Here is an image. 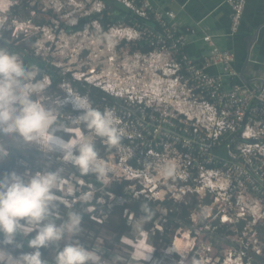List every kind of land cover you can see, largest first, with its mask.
<instances>
[{
    "label": "built area",
    "instance_id": "built-area-1",
    "mask_svg": "<svg viewBox=\"0 0 264 264\" xmlns=\"http://www.w3.org/2000/svg\"><path fill=\"white\" fill-rule=\"evenodd\" d=\"M115 1L132 12L130 19L124 14L105 31L99 19L93 20L89 26L94 25L106 35L135 43L139 55L162 59L168 67L167 70L149 71L148 80L143 77L144 85L151 90V94L138 96L134 91L123 93L116 85H98L121 99L120 103L106 110L113 113L126 110L131 121H143V126L155 121L162 129L160 132L153 125L148 130L140 129L137 137L122 134L129 143L120 144L117 149L131 148L135 139L140 140L138 137L148 135L150 143L145 150L147 155L150 151L159 159L165 156L167 150L178 155L173 162L175 174L172 177L175 183L165 189L163 198H153L147 193H158L162 190L158 181L171 177L158 168L154 174L153 164L138 162L133 152L122 158L130 174L128 180L143 178L145 183L141 184L140 189L135 186L136 191L160 203L167 200L185 203L192 195L199 198L201 208L221 202L216 212L213 208L199 222L197 212L201 210L194 209L190 214L194 226L201 231L209 230L217 234L223 225H232L228 230L240 236L241 241L239 244L233 243L230 260L254 264L256 255H264V239L257 228L264 221L263 208L246 206L235 212L233 206L249 201L264 203V77L243 78L235 65L236 54L232 49L222 48L211 33L199 27L180 24L174 10L157 6L152 0ZM247 2L226 0L231 9L229 36L239 32ZM96 5L97 12L93 14L101 18L106 9L105 0H96ZM194 36H200L209 49L201 58L191 57L185 52ZM145 44L153 49L143 52L141 48ZM212 67L219 70L212 72L209 70ZM48 83L50 85L51 80ZM77 97L89 102L84 95L77 93ZM179 105L183 108L176 109ZM120 121H123L122 117ZM162 131H166L165 134ZM131 159H136L138 165L133 166ZM166 183L163 182L164 185ZM206 198L211 203H204ZM158 207L163 208V216L167 214L166 207L161 204ZM214 213L217 220L207 223L206 219ZM134 217L133 213L130 219ZM97 218L101 219L99 216ZM242 221L245 225L240 229ZM156 225L162 230L161 224Z\"/></svg>",
    "mask_w": 264,
    "mask_h": 264
},
{
    "label": "rangeland",
    "instance_id": "rangeland-1",
    "mask_svg": "<svg viewBox=\"0 0 264 264\" xmlns=\"http://www.w3.org/2000/svg\"><path fill=\"white\" fill-rule=\"evenodd\" d=\"M14 5L19 6L16 11L18 17H12L13 19L10 20L11 14L14 16L12 9ZM97 7L96 0H0V46L8 48L5 44H10L12 41L17 40L19 34L24 33L29 37L34 36L35 40L31 46L34 53L31 55L34 58L46 60L47 63L51 62L60 68L56 73L53 70H47L43 79L32 80L28 83L37 88L36 96L38 99L50 104L56 110V114L59 115V119H61V122L65 124L68 130V132L61 130L59 131L61 134L57 135L62 136L65 140L71 138L77 140V137H79L77 141H95L96 138L91 130L86 129L76 119L81 114V110L73 107L71 96L77 97L78 92L73 89L68 80L62 81L55 89L49 88L48 81L52 79V76L58 77L59 74L70 73L73 78L79 80L88 79V81L99 86L101 83L102 86L106 84L116 85L123 93L129 90L138 93L139 96L140 94H151V90H147L144 85L145 80L149 78V71L167 70L168 68L167 62L162 59H149L139 55L137 50H135V43H128L125 41L126 39L106 35L98 27L89 26L87 21L82 22L84 24L82 30L77 29L76 25L80 24L89 15H92L93 12L96 13ZM11 30L12 38L9 40L6 34ZM30 41L32 40L30 39ZM17 44L15 42V45ZM11 52L17 53L30 70H36V67H33L26 59L27 52L25 50L16 49L11 50ZM94 70L96 72L92 73L91 71ZM143 77L145 78L144 81ZM60 99L65 101L61 109L58 108ZM99 108L97 107V109ZM175 108L182 109L183 107L179 105ZM110 112L121 134L126 136L137 137L139 132H141L140 129L148 130L153 125L158 127L160 132L162 130L158 123H154L155 121L151 122V124L144 123V126L143 121L139 123L136 120L131 121L126 110ZM120 117H122L123 121H120ZM162 132L165 134L166 131ZM147 136L138 137L141 138L140 140L135 139L131 148L119 147L112 154H106V152L98 149L100 157L110 169L109 175L103 181L95 177L87 181L72 172L68 173L69 168H71L70 165H72L71 162H65L57 157L65 165V167L59 168L62 173V179L57 189V197L61 206L66 207L70 211L75 202H84V197H90L88 202H91L97 194L102 197L103 194L107 193L108 188L116 186L114 185L115 182L118 185L126 183L130 174L126 170L122 158L130 154V152H133L134 157L138 158V162H145L146 164L151 162L154 166V174L157 168L164 170L166 165L173 166L174 159L178 155L171 153L170 150H167L165 156L159 159L155 158L150 151L148 155L145 153L150 143ZM6 143L23 145L18 138L9 136L0 139V145L4 148H6ZM29 147L33 152L39 149L35 145ZM43 154L44 156L48 154L60 156L59 153L43 152ZM8 161V156L0 158V163H7ZM40 162L46 168L55 166L52 160L47 157ZM13 171L21 175L32 173L28 164L24 162H19L13 166L11 172ZM66 173L69 175L65 176ZM156 180H159L158 175H156ZM163 182H167L166 185ZM144 183L145 180L143 178L128 183L124 189L126 198L128 196V203L135 204L129 196L132 194L133 197L138 198L140 194L136 191L135 186H142ZM158 183L162 190L159 189L160 191L155 194L148 192L147 194L150 197L156 198L155 196H159L163 198L166 193L165 189L171 188L175 182L173 177H171L169 180L158 181ZM194 197L198 198L192 195L189 198V202L195 199ZM102 198H98V201ZM209 198L212 199L211 197ZM219 206H221V202L214 203L211 206L199 207L198 210L201 211L197 212L198 222L201 218L205 219L204 216L213 208H215L216 212ZM246 206L255 207L256 209L262 207L264 212V203L255 201L234 204L233 208L235 212H239L242 207ZM93 207L94 205L91 204L90 207H86V211L93 212ZM157 210L164 212L162 207H157ZM133 213H135L134 207L131 211L126 212L133 231V236H123L121 239L126 246L116 245L117 250L113 252L103 248L105 240H108L112 245L115 243L110 230L104 226L106 218L99 215L101 219H98V214L96 217L90 216V219L98 225L83 221V231L79 236L80 241L86 247L102 251L103 264H241L239 261L230 260V251L234 250L233 243L239 244L241 241V237L238 235L232 234L225 237L209 230L201 231L199 227L194 226L195 224L192 221L195 235L190 233L191 226L188 227L183 224L181 229L173 235V242L166 245L161 228L143 217L137 218L135 215L133 220L130 219ZM206 220L209 224L217 220L215 219V213ZM260 223L264 226V221ZM159 224L162 225V223ZM231 226L230 224L225 225L227 230L231 229ZM34 235L35 232L30 234V236ZM144 236L149 237L147 243ZM22 238L24 237L17 236L18 241ZM54 254V251L50 252L47 260L51 261ZM12 256L15 257L17 255L11 251L9 246L0 247V264H19ZM42 256L44 257V254ZM261 257L264 258V255H261ZM258 261L264 264V260L258 259Z\"/></svg>",
    "mask_w": 264,
    "mask_h": 264
},
{
    "label": "clouds",
    "instance_id": "clouds-1",
    "mask_svg": "<svg viewBox=\"0 0 264 264\" xmlns=\"http://www.w3.org/2000/svg\"><path fill=\"white\" fill-rule=\"evenodd\" d=\"M36 70H30L17 53L0 46V136L18 138L23 145H35L44 153H59L82 175L94 174L103 181L110 173L100 157L94 141L65 140L57 135L68 132L59 121L56 110L38 99L37 88L29 84ZM70 95V94H69ZM64 100L58 101L61 109ZM71 103L81 114L76 117L109 148L118 147L122 134L110 111L94 108L82 97L71 96ZM8 151L0 145V158ZM164 174L172 177L175 168L166 165ZM62 179L59 168L47 167L27 175L13 171L0 177V246L23 249L20 235L31 251H20L12 258L19 264H103L102 251L86 247L79 239L83 231V215L79 211H60L57 189ZM90 197H84L86 203ZM146 218L151 210L144 206ZM35 232L34 236H30ZM30 237V238H29ZM147 243L149 237L144 236ZM144 242V243H145ZM55 246L51 261L44 259L41 248Z\"/></svg>",
    "mask_w": 264,
    "mask_h": 264
},
{
    "label": "trees",
    "instance_id": "trees-1",
    "mask_svg": "<svg viewBox=\"0 0 264 264\" xmlns=\"http://www.w3.org/2000/svg\"><path fill=\"white\" fill-rule=\"evenodd\" d=\"M106 3V9L103 11L102 17L99 18L98 14H92L86 17L84 20L81 21L80 24H77L76 27L79 30H82L84 27V21H87L88 23H91L95 19H99V22L101 23L103 31L107 30L109 26L114 23L119 17L122 15H127V18L130 19L132 17V12L128 10L123 4L115 1V0H105ZM19 6H12L14 16L11 14L10 20H12V17H18V13H16L17 9ZM83 22V23H82ZM12 30L6 34L8 39L11 40L12 36ZM30 39L32 41H30ZM35 40L34 36L29 37L28 35L26 36L24 33L19 34L17 37V40L12 41L10 44H5L10 51L12 50H25L27 52L26 54V59L28 62L33 66L36 67L37 74L34 78V80H41L43 79L45 73L47 70H53L55 73L57 70H60L59 67L55 66L51 62L47 63L46 60L43 59H38L34 58L31 54L34 53V51L31 49V46L33 44V41ZM15 42L18 44L15 45ZM137 47H135V50ZM153 49V47L149 45H144L141 50L143 52H150ZM29 52V53H28ZM73 86V89L76 90L81 95H86L88 98L91 107L97 108L100 107L101 111L106 110L107 107L116 105L120 103V98H117L105 90H103L101 87H99L96 84H93L92 82H89L87 80H82V79H77L73 78L71 74L65 73L64 75L59 74L58 77H53L51 79V83L49 85V88L55 89L57 88L58 85L61 84L62 81H66ZM59 92L61 93V90L59 89ZM99 108V109H100ZM59 117V115H57ZM61 122V119H59ZM57 134H61L58 132ZM65 135V134H64ZM7 136H0V139L6 138ZM77 137V136H76ZM96 140L94 141L97 148L99 150H102L106 152V154H112L116 151L117 147L114 148H109L105 142H103L100 138L95 137ZM79 137H77V140ZM129 140L125 137H122L121 144H128ZM5 147L8 151V162L7 163H0V177L7 175L8 173L11 172V169L13 166H15L19 162H24L27 163L29 166V169L32 172H35L37 170H42L46 168L43 164H41V160L44 158H49L52 160L54 163V167L51 168H62L65 167L63 164V161H61L58 155H52L48 154L44 156L43 152L38 149L35 150V152L31 151L29 146H23L21 144H5ZM130 163L133 166H137V160L136 159H131ZM71 168H69L68 173L72 172L75 175H78L82 177L83 179L90 181L93 177L97 178L94 174L89 173L87 175H82L78 172V170L73 166L70 165ZM66 173L65 176H68L69 174ZM132 181L127 180L126 183L123 185H118L117 182H115L114 185L116 186H111L108 188L107 193L103 194V198L100 196V194H97V196L92 200L91 202H75L70 209V211L75 210L79 211L83 215V221L84 222H91L95 225H98L96 222L92 221L90 219V216L94 215H101L106 218V223L105 227L108 228L114 238V243L115 244H110L108 240H105L103 248L110 250L111 252L117 250V246L119 245L121 247L126 246L121 239L123 236H133L132 234V226L129 223V219L127 218L126 212H129L135 208V215L137 218L143 217L146 220H148L152 224H157L162 223V234L164 237V241L167 244H171L173 242V235H175L177 229L185 224L188 227L191 226V233L195 235L194 233V227L192 220L190 218V214L194 209L199 208V200L197 198L193 199L191 202H185V203H173L171 201H165L163 203H160L159 201H153L149 200L148 198H145L144 196L140 195L138 198L133 197L132 194L129 196L130 199H132L135 204L128 203V196L126 198V192H125V187ZM137 188L140 189L141 186H136ZM98 198L100 201H98ZM126 198V199H125ZM204 203L209 204L211 203V200L209 198H206L204 200ZM91 204L94 205V210L93 212H87L86 207H90ZM159 204L163 205L164 207L167 208V214L162 215L159 210H157V207ZM138 206V207H137ZM144 206H147L151 210V216L149 218H146V213L144 212ZM61 213L67 214L69 210L66 207L61 206L60 208ZM99 216V217H101ZM103 223V222H102ZM183 223V224H181ZM203 225V223H202ZM245 225V222H241L239 224V228L243 229ZM258 232L261 238L264 239V226L259 225L258 227ZM233 232L231 230H227V227L223 225L222 227L219 228L218 234H221L222 236H226L229 234H232ZM30 238V237H29ZM19 241H22L24 243V248L21 250H16L14 249L13 246L11 245H4V246H9L11 251L15 255H19L20 251H31L27 247V240L25 238L20 239ZM1 247V246H0ZM96 249V247H94ZM54 251L55 252V246L50 245L49 247L46 248H41L42 254H44V259H47L48 255L50 252ZM264 260L263 257L256 255L254 257L253 263L254 264H262L258 261Z\"/></svg>",
    "mask_w": 264,
    "mask_h": 264
},
{
    "label": "crops",
    "instance_id": "crops-1",
    "mask_svg": "<svg viewBox=\"0 0 264 264\" xmlns=\"http://www.w3.org/2000/svg\"><path fill=\"white\" fill-rule=\"evenodd\" d=\"M152 1L174 10L180 24L199 27L211 33L219 46L232 49L236 54L235 65L241 72L244 70V78L264 77V0H248L241 28L234 36L228 35L231 9L226 0ZM208 50L200 36L192 37L185 48V52L195 58H201ZM209 70L217 72L219 68Z\"/></svg>",
    "mask_w": 264,
    "mask_h": 264
},
{
    "label": "water",
    "instance_id": "water-1",
    "mask_svg": "<svg viewBox=\"0 0 264 264\" xmlns=\"http://www.w3.org/2000/svg\"><path fill=\"white\" fill-rule=\"evenodd\" d=\"M241 75H242V77L244 78V70H242Z\"/></svg>",
    "mask_w": 264,
    "mask_h": 264
}]
</instances>
